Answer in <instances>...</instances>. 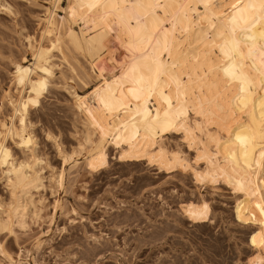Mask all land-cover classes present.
Masks as SVG:
<instances>
[{"label": "bare ground", "instance_id": "6f19581e", "mask_svg": "<svg viewBox=\"0 0 264 264\" xmlns=\"http://www.w3.org/2000/svg\"><path fill=\"white\" fill-rule=\"evenodd\" d=\"M63 1L50 0L55 11H45L39 40L26 36L33 62L15 61L17 93H5L11 114L10 126L0 121V172L11 200L0 203V234L22 227L29 207L34 214L40 210L31 194L39 177L28 117L43 106L52 87L54 52L66 63L70 55L85 56L94 71L116 24L127 35L121 74L108 79L98 73L101 83L92 104L74 99L87 131V165L93 171L105 166L111 146L123 159L185 169L182 156L163 142L181 132L206 164L202 172L194 171L195 178H219L242 196L236 218L254 227L249 247L255 256L247 264H264V63L255 59L264 52V0H66L62 9ZM7 6L0 5L9 14ZM8 138L30 157L17 159ZM71 159L66 154L64 163ZM185 211L193 221L205 222L210 209L202 200ZM0 255L19 263L1 239Z\"/></svg>", "mask_w": 264, "mask_h": 264}, {"label": "rangeland", "instance_id": "374dc122", "mask_svg": "<svg viewBox=\"0 0 264 264\" xmlns=\"http://www.w3.org/2000/svg\"><path fill=\"white\" fill-rule=\"evenodd\" d=\"M3 4L12 12L0 7V121L10 126L5 93L11 97L17 93L14 63L25 59L31 65L26 36L39 40L45 11L55 8L50 0H0ZM66 7L64 0L61 8ZM62 9L56 11L58 17L65 15ZM80 28L78 23L75 29ZM113 28L104 59L94 71L85 56L65 52L71 56L69 65V59L60 62L54 52L57 69L49 89L53 88L43 108L31 110L28 117L29 132L36 137L34 168L39 177V187L31 194L40 210L34 214L29 207L22 227L1 232L4 250L18 264H247L255 256L249 247L254 227L236 218L242 196L219 178L202 182L195 178L194 171L202 172L206 164L181 132L167 135L163 142L182 156L185 169L123 159L111 146L105 166L93 171L87 165V131L74 99L77 95L92 104V92L101 83L98 73L108 79L121 74L127 35L116 24ZM262 54L258 51L255 59L263 64ZM7 144L17 159L30 157L10 138ZM66 154L72 159L64 163ZM10 200L0 172V203ZM202 200L209 206V218L193 221L186 206ZM1 212L0 208V217ZM0 264L11 263L0 255Z\"/></svg>", "mask_w": 264, "mask_h": 264}]
</instances>
